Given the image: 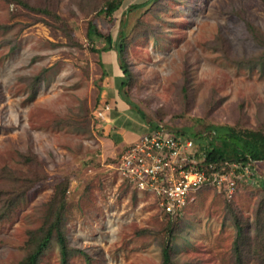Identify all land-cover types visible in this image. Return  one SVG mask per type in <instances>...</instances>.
I'll list each match as a JSON object with an SVG mask.
<instances>
[{
  "label": "rangeland",
  "instance_id": "374dc122",
  "mask_svg": "<svg viewBox=\"0 0 264 264\" xmlns=\"http://www.w3.org/2000/svg\"><path fill=\"white\" fill-rule=\"evenodd\" d=\"M110 1L0 0V264L24 261L62 203L69 264H162L167 245L171 264H241L236 221L252 238L244 264H264V161L233 194L205 186L171 216L121 179L123 147L94 119L110 103L115 125L203 145L220 127L264 134V0H123L100 14ZM91 22L125 45V99ZM39 264H62L56 236Z\"/></svg>",
  "mask_w": 264,
  "mask_h": 264
},
{
  "label": "built area",
  "instance_id": "2783aa9c",
  "mask_svg": "<svg viewBox=\"0 0 264 264\" xmlns=\"http://www.w3.org/2000/svg\"><path fill=\"white\" fill-rule=\"evenodd\" d=\"M113 106L103 103L94 111L95 121L109 123ZM198 142L177 135L163 125L150 126L140 139L120 155L117 172L140 192L152 195L159 209L176 216L184 211L198 190L214 186L234 193L241 163L208 162Z\"/></svg>",
  "mask_w": 264,
  "mask_h": 264
},
{
  "label": "trees",
  "instance_id": "16d2710c",
  "mask_svg": "<svg viewBox=\"0 0 264 264\" xmlns=\"http://www.w3.org/2000/svg\"><path fill=\"white\" fill-rule=\"evenodd\" d=\"M17 4H22L29 9L32 7L25 3L24 0H11ZM123 5V0H112L108 2L107 7L100 10V14H106L112 16L116 11H118ZM88 38L94 41L95 38L104 40L106 46L102 49L101 53L108 52L111 50H116L118 53V59L120 60V67L122 69L124 80L121 85L120 92L124 99L126 98L124 94L125 86L128 83L130 77V71L127 65L124 63V53L125 45L114 40L111 35H105L101 33L95 23H90L88 29ZM100 52V50H97ZM104 75H106L104 73ZM127 100V99H126ZM128 101V100H127ZM132 106L134 104L128 101ZM152 127H156L157 124H151ZM168 129V128H167ZM171 130V129H169ZM177 135H185L194 138L199 145V150L202 151L207 156L208 162H217L219 165H223L225 162L241 163V172L244 173L245 168L252 166V170L255 169L254 163L256 161H264V134L259 131L253 130H241L237 131L233 127H220L215 129L210 136L204 137L207 140L210 137V144L204 143L201 138L203 135L194 134L193 137L186 135L187 133L175 132ZM214 141H212V140ZM221 142L220 144L218 143ZM264 186V183L262 182ZM64 203L60 205L54 212V219L52 223L48 226L46 231H44L43 236L35 245L34 249L26 257L24 261L19 264H39L43 253L49 248L54 236L57 237L58 244L61 250V262L62 264H69L70 260V247L66 235L63 232V220H64ZM237 228V239L235 241V253L238 261L244 264L243 257V247L248 246L252 241L251 235H246L245 228L239 221H236ZM264 260V258L262 259ZM171 248L167 245L163 250V262L162 264H171Z\"/></svg>",
  "mask_w": 264,
  "mask_h": 264
},
{
  "label": "crops",
  "instance_id": "0c3cea01",
  "mask_svg": "<svg viewBox=\"0 0 264 264\" xmlns=\"http://www.w3.org/2000/svg\"><path fill=\"white\" fill-rule=\"evenodd\" d=\"M111 51H115V50H111ZM111 51L103 52L102 55L104 53L107 54ZM104 59H105V57H104ZM117 62H118V53H117ZM118 65H119V63H118ZM112 83L114 84V82L111 80L109 83V86H111ZM111 91H112V89H109L110 93H111ZM109 92H108V94H109ZM119 117L120 116L117 112H115L114 114L111 115V121L109 122V124L107 126L110 128V131H111L110 134H108V136L110 139L109 141L112 142L114 144V146L121 147V148L123 147V150H124L128 145L138 141L139 137L144 135L145 132H147L148 130H147V126L146 127L145 126L144 127L139 126V127L125 128L124 129L123 126L115 125L114 123ZM127 125H128V123L126 124V126Z\"/></svg>",
  "mask_w": 264,
  "mask_h": 264
}]
</instances>
